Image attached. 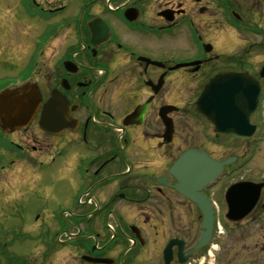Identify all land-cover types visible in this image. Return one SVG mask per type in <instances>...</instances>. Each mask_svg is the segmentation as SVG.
<instances>
[{
    "label": "flooded vegetation",
    "instance_id": "obj_1",
    "mask_svg": "<svg viewBox=\"0 0 264 264\" xmlns=\"http://www.w3.org/2000/svg\"><path fill=\"white\" fill-rule=\"evenodd\" d=\"M40 1L47 9L42 19L56 31H40L45 48L37 47L38 60L28 63L35 70L20 83L0 77V92L34 82L41 97L29 125L15 131L0 125V193L66 184L58 193H71L72 209L51 225V244H36L41 260L264 264V188L239 221L227 217L226 193L225 206L213 193L226 175L246 167L253 145L264 143V0ZM237 73L260 81L253 139L217 135L195 109L211 80ZM189 104L212 131L206 144L188 126ZM190 150L218 162L234 159L201 193L211 205L210 231L203 210L177 191L171 174ZM258 183L264 187V168ZM32 255H21L22 264H33Z\"/></svg>",
    "mask_w": 264,
    "mask_h": 264
},
{
    "label": "rangeland",
    "instance_id": "obj_2",
    "mask_svg": "<svg viewBox=\"0 0 264 264\" xmlns=\"http://www.w3.org/2000/svg\"><path fill=\"white\" fill-rule=\"evenodd\" d=\"M41 10L47 11L40 0H0V77L9 79L7 83L22 81L25 75L35 70V64L28 63L30 58L38 60L37 47L42 45L45 48V41L39 36L40 31H56L48 28L45 20L38 18ZM47 16L51 17L48 13ZM51 23L53 24L52 20ZM56 45L57 42L46 49V57L51 58ZM6 58H9L8 66L3 60ZM26 62V67H23L21 64ZM12 63L17 66V70L9 67ZM2 83L3 81L0 82ZM186 110L188 126L194 129L193 135L196 137L197 132H202L204 137L199 140L206 144L207 140L213 138L212 131L194 114L193 104H189ZM220 142L226 147L227 141ZM211 149L218 158L227 156L223 148ZM236 152L243 154L244 151L238 146ZM250 153L251 158L248 159L246 167L226 175L213 190L219 206H225L223 195L231 185L245 181L260 182L264 168V143L253 145ZM65 188L64 182L52 188L44 182L38 193H0V251L7 246L2 252L7 254L4 255L2 264H22L24 260L20 258L21 255L32 253L33 264H50L41 260L42 250L35 246L51 244L54 238L51 225L56 219H61L62 214L68 212L69 208L72 209V201L68 199L71 193H58Z\"/></svg>",
    "mask_w": 264,
    "mask_h": 264
},
{
    "label": "water",
    "instance_id": "obj_3",
    "mask_svg": "<svg viewBox=\"0 0 264 264\" xmlns=\"http://www.w3.org/2000/svg\"><path fill=\"white\" fill-rule=\"evenodd\" d=\"M262 76L264 77V73ZM219 78L229 82L220 84L217 82ZM219 78L211 80L199 97L196 103L198 113L213 126L214 132L219 136L242 140L253 138L255 127L251 122L258 107L260 91L252 87L259 82L238 73ZM247 86L252 89L249 90ZM40 103V92L36 84L29 83L17 89L6 90L0 94L1 126L11 131L27 126L35 117ZM54 104L58 102L52 99L48 106L52 109ZM233 162L234 159L217 162L203 151L190 150L172 167L171 174L177 180V191L196 202L203 210L204 228L208 231L212 227V210L201 192L223 172L225 166ZM263 188L260 184L246 182L231 186L226 194L229 206L227 217L242 220L250 214L258 203Z\"/></svg>",
    "mask_w": 264,
    "mask_h": 264
}]
</instances>
